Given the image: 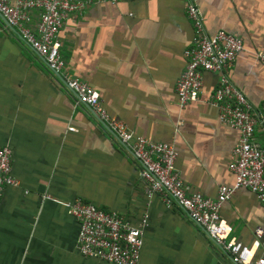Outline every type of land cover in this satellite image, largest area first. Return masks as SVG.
Instances as JSON below:
<instances>
[{"label":"crops","instance_id":"1","mask_svg":"<svg viewBox=\"0 0 264 264\" xmlns=\"http://www.w3.org/2000/svg\"><path fill=\"white\" fill-rule=\"evenodd\" d=\"M206 34L239 37L230 81L258 106L264 101V0H196ZM35 19V13H33ZM66 70L99 94L101 105L135 135L170 143L187 192L214 198L231 185L236 130L219 122L208 100L216 75L202 73L198 99L182 109L174 86L192 29L181 0H121L67 14L56 34ZM180 120V124L177 121ZM68 128H72L69 130ZM264 148V120L253 130ZM11 149L16 184L0 197V264H110L80 256L76 220L65 203L90 202L147 225L137 264H233L185 213L147 195L139 164L95 113L0 19V146ZM262 205L239 188L219 216L231 236L249 244L263 222Z\"/></svg>","mask_w":264,"mask_h":264},{"label":"built area","instance_id":"2","mask_svg":"<svg viewBox=\"0 0 264 264\" xmlns=\"http://www.w3.org/2000/svg\"><path fill=\"white\" fill-rule=\"evenodd\" d=\"M121 0H0V15L6 25L37 53L47 68L58 74L76 102L88 106L105 130L126 148L139 164V178L147 195L162 196L166 208L176 206L187 218L201 227L229 256L233 264H264V148L253 139L256 123L264 120V101L254 106L229 78V70L242 49L241 39L218 29L206 34L196 0H181L192 29L191 45L182 52L184 67L174 86L176 105L182 109L195 102L202 86V73L216 75V84L208 102L217 109L223 125L236 130L237 142L230 151L231 185H219L214 198L187 192L174 167L175 152L170 143L154 142L133 134L125 123L112 117L101 105L99 94L85 82L70 74L59 54L56 34L67 14H80L91 4ZM35 13V19L33 18ZM256 59L264 67V52ZM180 124V120L177 121ZM72 130V128H68ZM11 149L0 146V197L4 187L16 184L11 175ZM254 194L262 205L263 222L253 230L249 244L231 236V226L219 216V209L237 189ZM67 213L77 223L75 248L85 258L110 264H137L147 215L131 224L119 213L90 202L65 203Z\"/></svg>","mask_w":264,"mask_h":264},{"label":"water","instance_id":"3","mask_svg":"<svg viewBox=\"0 0 264 264\" xmlns=\"http://www.w3.org/2000/svg\"><path fill=\"white\" fill-rule=\"evenodd\" d=\"M0 19L3 21V23L6 25V22H5V20L1 17V15H0ZM7 26V25H6ZM8 27V26H7ZM9 28V27H8ZM11 29V28H10ZM37 54V53H36ZM38 55V54H37ZM39 56V55H38ZM40 57V56H39ZM41 58V57H40ZM42 59V58H41ZM54 75L55 76H57L58 78H59V76H58V74H55L54 73ZM60 79V78H59ZM84 106H86V105H84ZM86 107H88V106H86ZM89 108V107H88Z\"/></svg>","mask_w":264,"mask_h":264}]
</instances>
